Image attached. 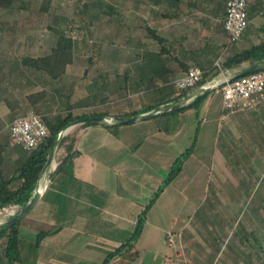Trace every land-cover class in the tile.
Masks as SVG:
<instances>
[{
    "label": "crops",
    "instance_id": "obj_1",
    "mask_svg": "<svg viewBox=\"0 0 264 264\" xmlns=\"http://www.w3.org/2000/svg\"><path fill=\"white\" fill-rule=\"evenodd\" d=\"M256 2L257 7L252 11V20L249 22L252 32L247 37L248 41L240 38L235 42L234 46L238 49L243 48L247 42L262 39H253L254 35L264 32V0L252 1L251 8ZM225 12L226 0H134L131 16L136 30L127 62H121L123 59L121 56L116 57L117 54L112 57L100 55L103 62L99 66L94 63V57L83 58L82 87L68 85L67 90H64L60 83L68 73L69 66L76 60L75 52L74 62L68 65L61 78L54 79L44 72L53 85L51 89L46 88L48 94L36 105L37 108L43 112L42 115L47 114L50 118L58 115L63 117L72 112L74 115L103 114L116 119L121 115L146 112L150 110H146L148 106L176 99L174 96L181 91L176 89L174 80L193 64L205 70L206 82L214 77L238 74L253 64L244 61L233 67L222 66L214 72L215 61L227 43L223 23ZM149 28L163 37V40L155 38ZM50 52L52 50L31 56L41 61ZM121 63L124 69H121ZM37 72L39 74L43 71ZM42 88L44 86L33 91ZM5 92L0 91L1 122L5 117L13 116L17 107L15 96L11 94V99ZM56 92L59 97L57 103L63 102V99L65 101V105L60 108L53 105ZM70 93V101L74 104L72 108L67 103ZM209 97L201 103L199 109L177 110L157 117H154L155 114L134 122H80L72 125L66 133V144H73L77 154L64 170L56 171L60 156L66 152L64 147H58L53 165L37 180L42 190L40 198L29 213L20 219L19 224L22 237L29 234L35 239L41 230L52 231L38 245L22 243L20 249L24 254L12 262L6 255L7 236H3L0 239V264H29L23 261L27 255L33 258L30 264L101 262L107 251L121 245L134 229L139 213L162 184L175 158L190 145L186 144L187 139L193 141L199 127L194 152L148 210L141 234L134 244V249L139 251L138 258L129 261L116 257L111 264H165L166 255H178L180 239L176 247H170V251L161 248L157 250V245H161L162 238L167 241L169 230H180L183 233L182 227L176 225L173 228L170 220L175 214L170 213L168 208L170 202L171 205L176 203L178 196L184 199L185 204L189 202L182 193L179 181L186 180L183 174L186 165L192 162L190 157L196 153L200 133L202 131L206 134L212 146L216 144L215 148L221 155L227 145L226 140L234 132L235 123L229 119L230 113L223 109L221 100L216 122L205 123L203 118L206 119ZM263 107L264 100L255 109ZM201 108L203 115L199 118ZM232 113L242 114L243 111ZM188 115L191 118L187 123ZM195 115L198 120L194 118ZM27 156L28 151L15 143L1 127L0 183L5 178H12L9 187L16 188L22 181L18 178V168ZM7 219L0 216V221ZM147 252L155 253L148 261L145 260ZM157 258L160 259L157 261Z\"/></svg>",
    "mask_w": 264,
    "mask_h": 264
},
{
    "label": "rangeland",
    "instance_id": "obj_2",
    "mask_svg": "<svg viewBox=\"0 0 264 264\" xmlns=\"http://www.w3.org/2000/svg\"><path fill=\"white\" fill-rule=\"evenodd\" d=\"M133 1L16 0L9 9L0 6V63L3 67L0 87L4 83L0 91H6L4 94L10 98L13 94L17 101L14 115L0 121V128L9 134L8 124L12 119L33 107L27 100V93L43 86L51 89L53 84L49 76L23 69L20 58L53 51L60 29L76 38L77 43L76 60L60 83L64 90L68 85L82 87L83 58L94 57V63L99 66L103 62L100 55L117 54L116 57L121 56V62H125L136 30L131 16ZM44 4L48 9L42 8ZM259 34L254 35L255 41L263 38L264 32ZM230 49L231 46L229 52ZM57 95L56 92L53 105L60 108L65 101L57 103ZM220 100L221 88H213L208 111H205L206 119L203 118L205 123L216 122ZM202 110L199 118H202ZM37 111L43 113L40 109ZM190 118L188 115L187 123ZM194 118L198 120L196 115ZM229 119L235 123L234 132L225 139L227 145L221 155L216 144L212 146L201 131L196 153L190 157L192 162L186 165L183 174L186 180L179 181L189 202L185 204L178 196L176 203H169L168 210L175 214L170 223L173 228L178 225L183 229L179 237L180 255L176 253L172 264H264L248 235L250 230L260 233L264 228V107L242 114L230 113ZM191 141L187 139L186 144ZM242 236L250 239L242 240ZM24 238L27 242L34 239L29 234ZM160 246L157 245V250H171L166 238H162ZM154 254L147 252L145 260H150ZM23 261L31 263L33 258L27 255Z\"/></svg>",
    "mask_w": 264,
    "mask_h": 264
},
{
    "label": "trees",
    "instance_id": "obj_3",
    "mask_svg": "<svg viewBox=\"0 0 264 264\" xmlns=\"http://www.w3.org/2000/svg\"><path fill=\"white\" fill-rule=\"evenodd\" d=\"M16 0H0V6L6 9H9L15 5ZM88 5V3H85ZM257 2L253 3L252 8L250 5L249 13L251 15L252 11H254L257 7ZM43 9H48V5L44 4L42 6ZM261 30V29H260ZM149 31L155 36V38L159 40H163V37L157 35L153 29L149 28ZM252 32V27H250V23L244 33L242 34L241 38L249 37L250 33ZM248 41V40H247ZM76 38L72 35L68 34L66 30L60 29L58 31L56 45L54 50L50 52L48 55L45 56L44 60H39L38 57L26 55L21 59V63L28 69L32 70H40L48 75H50L54 79L61 78L69 64L74 62L75 59V52H76ZM235 42L232 43L230 54L225 58L223 61V66L233 67L240 65L244 61H250L251 64H254L258 61L264 60V38H262L258 42H247L243 48L238 49L234 46ZM1 63H0V70H1ZM207 73H204V78L199 83L198 86L204 84L207 81L206 79ZM237 75V74H236ZM236 75H232L231 77H235ZM219 88L222 89V86ZM191 91L190 88H185L181 91L180 94L175 95L174 98H178L183 96ZM48 94V90L46 88H42L37 91H33L27 94V99L29 100L30 104L35 107L37 110V104L42 101ZM210 95L209 91H204L197 95L194 99L190 102L176 108L170 110L169 112H160L157 113L156 116L166 115L170 112L177 111V110H185L188 108H196L199 109L201 103H203L206 98ZM71 93L67 96V103L70 108L74 106L73 103L70 101ZM159 103V102H158ZM152 106H148L146 110L152 109L155 107L156 104ZM87 113L83 115H74L72 112H68L67 115L61 117L58 115L55 118H50L48 116H44L48 126H49V135L45 138V140L36 148L31 150L26 149L28 151V156L23 159L22 164L19 166L20 169L19 179H22L21 183L16 188L9 187V183L12 181V178H5L2 183H0V208H3L8 205H16L19 207V210L28 202L31 196L34 193L36 188L37 180L43 170V167L47 161L48 153L50 150V146L54 140L55 135L72 119L86 116ZM119 116L116 117L118 119ZM200 119L199 121H201ZM93 122L86 121L83 124H91ZM197 127L195 131V135L193 138L192 143L180 153L174 160L168 174L165 176L162 184L154 191L153 196L151 199L145 204L144 208L138 215L136 220V224L134 229L130 232V234L125 238V240L116 247L115 249L109 250L106 253L104 259L97 263V264H111L112 261L116 257H120L122 259H127L129 261H133L138 258L139 251L134 249V244L136 239L140 236L141 231L143 229L146 216L148 210L154 204L158 196L164 190L165 186L169 184L183 169V165L185 160L188 158L190 154H192L196 147V139L198 134ZM68 138V134H65L59 144V147H64L66 152L60 156L59 164L56 168V171L64 170L67 164H70L74 156L77 154V150L73 148V144H66V140ZM14 216V215H13ZM12 216V217H13ZM20 220H17L15 223L11 225H0V239L3 236H7V247H6V255L8 260L11 262L13 260H18L21 258L22 252L20 246L22 243H26V239L21 236L20 229H19ZM52 230H41L38 232L36 238L31 241V243L40 244L41 239L46 236ZM248 235L251 236L253 239V247L256 249L257 253L261 254L263 263H264V228L261 230L260 233H257L254 229L248 232ZM250 238L245 236L242 240H249Z\"/></svg>",
    "mask_w": 264,
    "mask_h": 264
},
{
    "label": "built area",
    "instance_id": "obj_4",
    "mask_svg": "<svg viewBox=\"0 0 264 264\" xmlns=\"http://www.w3.org/2000/svg\"><path fill=\"white\" fill-rule=\"evenodd\" d=\"M251 2L252 0H226L223 23L227 33V43L215 61L214 72L223 66V57L229 55L230 45L238 41L248 27ZM204 73L202 67L193 64L174 80V85L178 91L185 88L193 89L198 87L204 78ZM205 85H216V88L222 86V106L226 112L253 110L264 100V69L235 77L226 75L214 77ZM8 131L15 143L29 150L38 147L50 132L43 115L33 107L13 118L8 124ZM18 211V206L8 205L0 208V216L10 218ZM181 233L180 230L168 231L167 243L170 247L177 246ZM173 257L166 255L165 264H171Z\"/></svg>",
    "mask_w": 264,
    "mask_h": 264
},
{
    "label": "water",
    "instance_id": "obj_5",
    "mask_svg": "<svg viewBox=\"0 0 264 264\" xmlns=\"http://www.w3.org/2000/svg\"><path fill=\"white\" fill-rule=\"evenodd\" d=\"M264 69V60L258 61L254 63L253 65L249 66L248 68L240 71L236 76L247 74L249 72L257 71ZM216 85H200L196 87L195 89L189 91L187 94L178 97L174 100L159 104L155 106L154 108L150 109L149 111L142 112V113H136L130 116H119V118L116 120L108 115L103 114H97V115H86L83 117H78L75 119H72L69 121L54 137V140L52 142V145L50 146V150L48 153L47 161L43 167V170L40 174V178L44 175V173L47 171L49 167H51L55 161V155L57 153V149L59 147V144L63 138V136L67 133L68 129L77 123L80 122H98L103 124H112V123H125V122H134L137 120H141L144 118L151 117L157 113L168 111L171 109H175L177 107H180L188 102H190L192 99H194L197 95L204 91L212 90L213 88H216ZM39 178V179H40ZM42 194V190L39 188V182L37 183L36 189L34 191L33 196L28 200V202L13 216L5 221H0V225H11L15 223L17 220H20L24 216H26L29 211L33 208V206L36 204L38 199L40 198Z\"/></svg>",
    "mask_w": 264,
    "mask_h": 264
},
{
    "label": "bare ground",
    "instance_id": "obj_6",
    "mask_svg": "<svg viewBox=\"0 0 264 264\" xmlns=\"http://www.w3.org/2000/svg\"><path fill=\"white\" fill-rule=\"evenodd\" d=\"M56 166V165H55Z\"/></svg>",
    "mask_w": 264,
    "mask_h": 264
}]
</instances>
